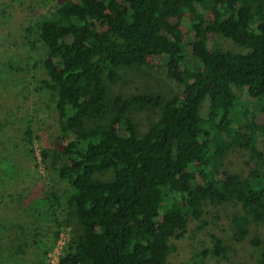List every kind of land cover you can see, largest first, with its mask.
I'll return each mask as SVG.
<instances>
[{"label":"trees","instance_id":"trees-1","mask_svg":"<svg viewBox=\"0 0 264 264\" xmlns=\"http://www.w3.org/2000/svg\"><path fill=\"white\" fill-rule=\"evenodd\" d=\"M64 1L37 20L28 9L23 39L36 35L46 54L18 69L29 75L40 68L44 75L37 91L53 104L60 133L54 149H41L40 157L68 184L66 207L81 227L59 264H170L171 240L182 237L190 221L202 222L209 207L231 204L237 211L224 229L229 236L213 233V247L203 253L227 258L252 224L264 222V126L257 147L259 121L233 89L247 88L264 118V0ZM185 15L194 18L186 45ZM213 37L249 52L216 42L210 47ZM152 56L162 57L183 92L165 101L150 94L112 97L108 82H118L119 70L146 66ZM148 108L161 114L139 135L130 112ZM23 124L35 159L30 122ZM234 145L251 154L247 171L224 165ZM9 167L3 159L0 172ZM109 171L113 179H95ZM55 202L49 193L53 216ZM256 264H264V252Z\"/></svg>","mask_w":264,"mask_h":264},{"label":"rangeland","instance_id":"rangeland-1","mask_svg":"<svg viewBox=\"0 0 264 264\" xmlns=\"http://www.w3.org/2000/svg\"><path fill=\"white\" fill-rule=\"evenodd\" d=\"M64 0H0V167L5 159L11 167L2 170L0 175V264H36L41 260L59 259L69 242L81 233L76 217L66 207L69 186L60 180L54 170L42 163L41 149L53 150L60 130L54 106L48 97L37 91L39 82L44 78L40 68L34 73L22 75L20 66H30L41 61L46 54L42 43L33 36L28 43L23 39L20 28L29 8L34 10L37 20L44 16L49 8L61 6ZM200 12H204L202 9ZM208 19L214 13L209 10ZM32 20V19H31ZM35 20H32L34 25ZM194 18L185 15L181 18L183 43L190 44L193 38ZM218 43L225 50L233 53H248L249 50L229 39L213 37L208 46ZM191 50V48L189 49ZM187 60L192 61L190 51ZM197 62V61H196ZM111 96L130 97L136 94L157 95L163 101L181 94L184 86L167 75L162 57L152 56L146 66H134L119 70L117 83H109ZM242 101L248 102L253 117L259 121L254 145L262 147L261 134L264 118L261 117L256 99L247 95V88H233ZM209 100L201 107L202 116L208 115ZM161 114L160 109H135L130 117L138 128L139 135H144ZM30 122L35 138L33 148L35 159L23 134L24 121ZM108 124L109 120L102 122ZM251 124H245L246 128ZM249 152L234 145L228 152L224 165L238 171H247ZM251 155V154H250ZM112 171L96 174L95 179L109 181ZM198 178V175H194ZM55 192L56 216L49 207L48 194ZM237 209L231 204L209 207L204 222L190 221L186 233L180 238H173L171 244L175 251L169 256L170 264H237L238 259L246 264H256L264 252V222L254 223L250 233L239 244H232L233 249L227 258H215L203 255L213 247L212 234L229 236L224 229L228 220ZM57 218V221H56ZM57 224L60 225L58 237ZM204 227H200V226ZM46 253V255H45ZM237 253V256H235Z\"/></svg>","mask_w":264,"mask_h":264},{"label":"built area","instance_id":"built-area-1","mask_svg":"<svg viewBox=\"0 0 264 264\" xmlns=\"http://www.w3.org/2000/svg\"><path fill=\"white\" fill-rule=\"evenodd\" d=\"M50 264H59V259L56 261H52V263H50Z\"/></svg>","mask_w":264,"mask_h":264}]
</instances>
